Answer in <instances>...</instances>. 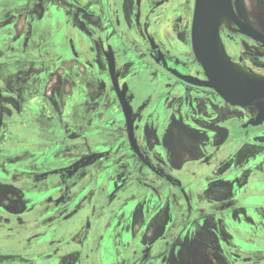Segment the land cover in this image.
I'll return each instance as SVG.
<instances>
[{
	"label": "flooded vegetation",
	"instance_id": "af4514ba",
	"mask_svg": "<svg viewBox=\"0 0 264 264\" xmlns=\"http://www.w3.org/2000/svg\"><path fill=\"white\" fill-rule=\"evenodd\" d=\"M195 1L0 0V264H264V122L185 80ZM220 36L264 78L263 42Z\"/></svg>",
	"mask_w": 264,
	"mask_h": 264
},
{
	"label": "water",
	"instance_id": "95a60500",
	"mask_svg": "<svg viewBox=\"0 0 264 264\" xmlns=\"http://www.w3.org/2000/svg\"><path fill=\"white\" fill-rule=\"evenodd\" d=\"M235 22L241 31L264 43V35L249 25L241 22L235 15L232 0H196L192 24V45L194 54L203 67L206 81L194 77H186L190 84L214 89L226 101L238 106H248L258 101L259 114L251 123L258 126L264 122V78L255 79L240 74L232 66L226 64L222 56L220 27L224 20ZM113 82L120 103L126 114L132 132V108L125 91L121 92L115 75L113 59L110 60ZM134 145V139L132 138Z\"/></svg>",
	"mask_w": 264,
	"mask_h": 264
},
{
	"label": "bare ground",
	"instance_id": "6f19581e",
	"mask_svg": "<svg viewBox=\"0 0 264 264\" xmlns=\"http://www.w3.org/2000/svg\"><path fill=\"white\" fill-rule=\"evenodd\" d=\"M223 26H231V22L228 21V20H224L223 21ZM255 46V45H254ZM250 51V50H249ZM253 52L255 53V56L256 55H260V56H264V50L260 47H257V48H254L253 49ZM252 52V53H253ZM250 54V53H249ZM222 56L226 62L227 65L229 66H232L236 71H238L240 74L244 75V76H247V77H253L255 79H263L262 76L258 75V74H253V73H250V72H247L245 69L241 68L238 66V70L235 68L234 64L229 60L228 58V55L226 54V52L224 51V49H222ZM237 66V65H236Z\"/></svg>",
	"mask_w": 264,
	"mask_h": 264
},
{
	"label": "rangeland",
	"instance_id": "374dc122",
	"mask_svg": "<svg viewBox=\"0 0 264 264\" xmlns=\"http://www.w3.org/2000/svg\"><path fill=\"white\" fill-rule=\"evenodd\" d=\"M247 2H248L247 5L248 4L251 5V6L258 5L257 8H259V9L261 8V6L264 7V0H247ZM143 85H145V84L143 83ZM146 90H147V88L145 86H142L141 89L139 90L140 91L139 94L143 95L144 91H146ZM6 111H7V113H9L8 109Z\"/></svg>",
	"mask_w": 264,
	"mask_h": 264
},
{
	"label": "snow or ice",
	"instance_id": "6c2138e0",
	"mask_svg": "<svg viewBox=\"0 0 264 264\" xmlns=\"http://www.w3.org/2000/svg\"><path fill=\"white\" fill-rule=\"evenodd\" d=\"M238 3H243V0H238Z\"/></svg>",
	"mask_w": 264,
	"mask_h": 264
},
{
	"label": "crops",
	"instance_id": "0c3cea01",
	"mask_svg": "<svg viewBox=\"0 0 264 264\" xmlns=\"http://www.w3.org/2000/svg\"><path fill=\"white\" fill-rule=\"evenodd\" d=\"M182 132L181 133H184L183 130H181ZM191 142H193V140H191Z\"/></svg>",
	"mask_w": 264,
	"mask_h": 264
}]
</instances>
